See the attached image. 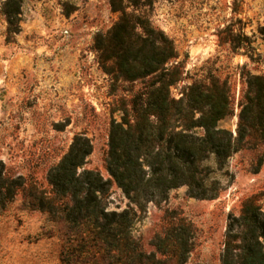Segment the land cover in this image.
I'll return each mask as SVG.
<instances>
[{
  "label": "rangeland",
  "instance_id": "rangeland-1",
  "mask_svg": "<svg viewBox=\"0 0 264 264\" xmlns=\"http://www.w3.org/2000/svg\"><path fill=\"white\" fill-rule=\"evenodd\" d=\"M122 9L147 18L171 41L175 58L168 65L179 70L172 97L193 83L225 89L230 114L218 124L233 134L247 75H264V0H0V162L7 177L24 183L0 206V264L113 260L84 227L31 201L38 191L58 200L47 174L78 134L91 144L84 167L109 178L110 125L131 115L133 95L149 80L122 79L95 48L97 34H107ZM214 176L221 189L213 199L191 197L182 185L138 209L112 182L104 202L108 211H135L131 236L163 264L172 260L152 242L178 219L191 227L187 264H221L229 217L247 200L264 211V145L240 148Z\"/></svg>",
  "mask_w": 264,
  "mask_h": 264
},
{
  "label": "trees",
  "instance_id": "trees-1",
  "mask_svg": "<svg viewBox=\"0 0 264 264\" xmlns=\"http://www.w3.org/2000/svg\"><path fill=\"white\" fill-rule=\"evenodd\" d=\"M94 44L102 62L111 60L112 70L122 79L149 80L133 95L131 115L125 112L110 125L105 157L109 178L84 167L91 144L78 134L47 174L58 200L38 191L31 202L85 228L113 259L107 264H163L165 260L156 253H144L131 236L135 211L106 209L104 199L112 182L138 209L146 202L165 200L171 189L182 185L191 197H217L221 187L214 173L225 167L228 157L247 145H264V75H247L233 134L218 124L230 114L225 89L193 83L181 98L170 95L169 87L179 75L177 65H168L175 52L163 31L147 18L122 9L111 30L97 34ZM23 186L20 177L5 175L0 162V206ZM191 234L190 225L178 219L163 235L157 234L152 244L172 264H187ZM220 261L264 264V211L253 201L247 200L237 217H229Z\"/></svg>",
  "mask_w": 264,
  "mask_h": 264
}]
</instances>
